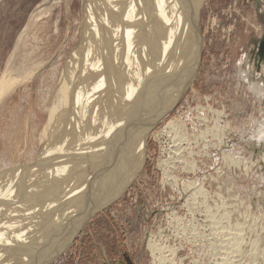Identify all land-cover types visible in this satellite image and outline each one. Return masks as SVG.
Returning a JSON list of instances; mask_svg holds the SVG:
<instances>
[{"label": "rangeland", "instance_id": "obj_1", "mask_svg": "<svg viewBox=\"0 0 264 264\" xmlns=\"http://www.w3.org/2000/svg\"><path fill=\"white\" fill-rule=\"evenodd\" d=\"M89 1L0 0V85L12 82L0 95L3 211L7 205L30 207L32 186L25 179L41 170H35L40 135ZM197 28L194 80L172 110L151 123L143 145L140 140L132 178L85 213L63 249L39 261L264 264V142L257 141L264 136V0H202ZM254 81L262 87L259 95ZM170 120L183 124L168 130ZM55 155L48 157L52 164ZM55 221L44 226L41 238L34 224L23 243V264L43 257Z\"/></svg>", "mask_w": 264, "mask_h": 264}, {"label": "bare ground", "instance_id": "obj_2", "mask_svg": "<svg viewBox=\"0 0 264 264\" xmlns=\"http://www.w3.org/2000/svg\"><path fill=\"white\" fill-rule=\"evenodd\" d=\"M88 3L81 36L64 64L63 82L49 107L47 130L40 135L43 144L35 170H41H34V179L29 181V174L25 179L32 186L30 207L0 209V264H19V259L23 264L22 248L34 224L41 238L53 218L48 247L36 264H45L39 260L49 258L48 262L63 249L85 213L126 186L141 158L140 140L143 145L151 123L169 113L194 80L200 61L197 18L202 0ZM255 82L251 86L259 95L262 87ZM11 84L1 83L0 95ZM180 121L170 120L165 128L176 129ZM54 153L58 156L52 164ZM87 165L88 171L79 175ZM72 178L76 187L69 185Z\"/></svg>", "mask_w": 264, "mask_h": 264}, {"label": "clouds", "instance_id": "obj_3", "mask_svg": "<svg viewBox=\"0 0 264 264\" xmlns=\"http://www.w3.org/2000/svg\"><path fill=\"white\" fill-rule=\"evenodd\" d=\"M241 64H242V60L240 61H237V67H241ZM247 72V70H245ZM257 141H260V142H264V136H258L257 137Z\"/></svg>", "mask_w": 264, "mask_h": 264}]
</instances>
